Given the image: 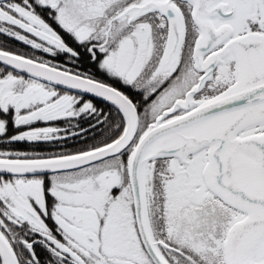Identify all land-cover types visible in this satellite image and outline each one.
<instances>
[{
    "label": "snow or ice",
    "instance_id": "1",
    "mask_svg": "<svg viewBox=\"0 0 264 264\" xmlns=\"http://www.w3.org/2000/svg\"><path fill=\"white\" fill-rule=\"evenodd\" d=\"M0 264H264V0H0Z\"/></svg>",
    "mask_w": 264,
    "mask_h": 264
},
{
    "label": "flooded vegetation",
    "instance_id": "2",
    "mask_svg": "<svg viewBox=\"0 0 264 264\" xmlns=\"http://www.w3.org/2000/svg\"><path fill=\"white\" fill-rule=\"evenodd\" d=\"M8 47L10 48V50H21L23 48V46L18 42H13L12 44L8 45Z\"/></svg>",
    "mask_w": 264,
    "mask_h": 264
}]
</instances>
